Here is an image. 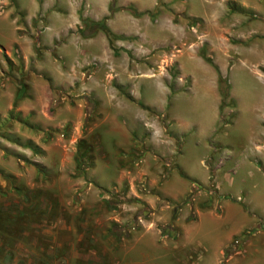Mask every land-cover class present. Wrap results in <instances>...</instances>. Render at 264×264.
Instances as JSON below:
<instances>
[{
    "label": "rangeland",
    "instance_id": "rangeland-1",
    "mask_svg": "<svg viewBox=\"0 0 264 264\" xmlns=\"http://www.w3.org/2000/svg\"><path fill=\"white\" fill-rule=\"evenodd\" d=\"M113 1L0 0V264H264V0Z\"/></svg>",
    "mask_w": 264,
    "mask_h": 264
},
{
    "label": "crops",
    "instance_id": "crops-1",
    "mask_svg": "<svg viewBox=\"0 0 264 264\" xmlns=\"http://www.w3.org/2000/svg\"><path fill=\"white\" fill-rule=\"evenodd\" d=\"M45 96H47V92L44 91ZM1 102H0V115H7L11 110H12V106H8L7 108H5L6 110H2L1 109ZM21 111L19 112H24V114H26V116H29L31 114H34V110H37L35 108L32 107V109L30 108H26L23 107L20 109ZM41 111H44V109H42ZM45 112V111H44ZM0 170H2V168H0ZM3 171V170H2ZM1 172V171H0ZM202 182H205L204 180H202ZM10 204V203H9ZM222 214L220 216H215L213 211H209V218L213 221L216 218H219L221 220H225L228 221L229 223L233 224L232 229L229 231V233H227V235L225 236V239L223 241H221L220 246H219V253L221 252V255H223V251L225 250V248H227L229 246V244L241 233H243L244 229H247V223L248 225L250 224L249 220L246 219V215L245 213H243L241 210L238 209L237 205L235 204H228L226 206L222 207ZM227 211V212H226ZM215 221V220H214ZM238 225V226H237ZM237 226V227H236ZM252 229L256 230L259 236L264 237V216L263 218L261 217L260 220H255ZM254 248V253L255 256L254 257H258L260 258V256L264 255V247L262 250L258 249L257 245H253ZM262 258V257H261ZM219 262V259H218Z\"/></svg>",
    "mask_w": 264,
    "mask_h": 264
},
{
    "label": "trees",
    "instance_id": "trees-1",
    "mask_svg": "<svg viewBox=\"0 0 264 264\" xmlns=\"http://www.w3.org/2000/svg\"><path fill=\"white\" fill-rule=\"evenodd\" d=\"M113 10H114V1L111 0L110 6H109V11L112 12ZM129 10H131L133 13H136L135 10L132 9V8H129ZM150 16H153V15H150ZM108 35L111 38L114 37L113 34L110 33V32H108ZM202 58H203V60L205 62H207L208 64H210V65L213 66V62L211 61L210 58L206 57L204 54H202ZM216 70H217V68H216ZM218 87H219V92H220V95H221V98H222V103H221V106H220V108L222 109L225 106L224 105V101L227 100V99H229L230 96H229V85H228L227 79L226 78H223L221 75L218 76ZM20 94H22V90H21ZM20 98H21V95H18L17 98H16V101L18 99H20ZM232 104H233V102H232V100H230V102H229L228 105L230 106ZM85 144H86L85 141H81L80 144H79L78 152H77V155L78 156H77V167H76V171L81 176H84L85 175V172L89 168H91L92 161H93V158H92V148L91 147L85 148L86 147ZM82 149L84 151L82 153H80V151ZM9 179H11V178H9ZM11 180H13V179H11ZM19 207L22 208L23 211L27 208L26 205L20 203L19 205H15L13 207V209H19ZM114 235L117 238L120 236L119 233H115Z\"/></svg>",
    "mask_w": 264,
    "mask_h": 264
}]
</instances>
